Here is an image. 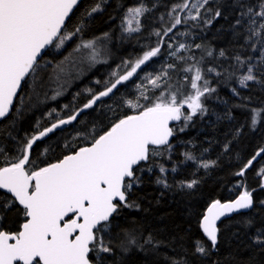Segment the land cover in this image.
Returning <instances> with one entry per match:
<instances>
[{
	"label": "trees",
	"instance_id": "16d2710c",
	"mask_svg": "<svg viewBox=\"0 0 264 264\" xmlns=\"http://www.w3.org/2000/svg\"><path fill=\"white\" fill-rule=\"evenodd\" d=\"M140 2L141 0H106L102 4V10L91 16L86 13L97 0L80 2L65 31L70 33L77 27H80L81 31L73 36L62 50L49 49L45 60H51L55 65L71 53L73 62L83 59L82 67L62 79L63 95L55 100L45 99L44 96L45 92L48 97L54 94L58 87L55 82L45 85L44 89L37 88L40 93L39 100L43 103H39L32 95L31 88L23 86L13 112L0 122V125L9 122L14 125H10L8 131L15 140L0 134V141L7 146L6 151L10 155H16L14 146L17 142H22L44 127L50 126L52 119L46 115L49 110L56 109L61 118H67L90 98V94L83 89L85 85L94 88L93 93L103 90L105 82L115 79L112 76L114 71L123 74L128 70L125 68V62H129L130 67L146 51L157 45L160 37L155 36L153 32L157 29L163 31L168 23L167 13L178 0H143L149 7L155 2L156 7L141 19V31L125 32L126 10ZM245 2L255 3L256 0ZM218 8L221 16L212 19ZM239 11L240 9L234 6V0H209L205 9H201L200 19L188 20L187 23L177 26L168 36H164L165 43L160 55L142 65L127 82L118 85L114 94L103 98L96 106L84 112L77 121L53 132L34 145L32 152L35 163L45 166L88 145L93 135L102 134L119 118L138 112L139 109L133 111L125 103L134 98L132 83L137 76L145 77L150 74L151 78H154L162 73V69L168 72L165 80L158 81L159 87L151 85L146 90L148 99H141L142 105L145 106L157 102V98L161 96L166 101L170 92L176 93L178 103L193 95L195 90L190 85L196 68L201 69L203 76V79L197 82L198 86L207 80L208 86L216 89L201 98L207 108L205 115H195L192 121L187 122L186 127L182 118L175 126L177 131L173 136L172 149L166 150L162 147L159 149L162 152L160 160L153 157L147 164H141L140 167L152 170L137 172L140 184L134 186L128 196L129 202L134 206L121 207L118 214L114 215L110 228L114 254L109 258L110 264H171V259H185L188 264H264V245L253 242L258 232H264V204L261 203L264 201V187H261L262 177L258 175L259 170L264 168V153L246 168L243 177L237 175L245 168L248 160L264 148V118L254 128L250 124V109L264 108V88L254 83H249L248 88L239 87L237 77L246 71V67H234V58L237 55L246 61L251 57L248 61L250 63L260 56L259 45L257 50L253 51L251 45L245 42L243 34H235L237 31H243L233 28ZM161 14L165 16L164 22L159 19ZM209 19H212V22L205 23ZM183 32L188 35H180ZM89 41L94 42L97 62L93 65V49L80 47L78 52L74 51L82 42ZM169 43L174 46L184 43L192 47L188 51H180L178 55L184 59L178 60L169 55V52L174 50L168 49ZM196 44L201 45V48H196ZM208 50L213 52L210 57L206 54ZM221 50L225 52L224 57L219 56ZM104 56L106 58L102 59ZM87 63L90 65L85 67ZM168 64L174 67L167 68ZM187 68H192V71H185ZM209 68H214L222 75L209 73ZM258 68L264 71L260 64ZM230 72H235V76L229 77ZM261 79L264 80V76H261ZM233 88L239 93L238 96L232 92ZM20 96L24 97L23 107L20 104ZM64 105L68 107L65 108ZM16 108L21 110L18 119L15 116ZM181 111L190 112L187 105ZM38 121L39 129L36 127ZM180 127H185V130L179 132ZM225 145H228L227 151ZM184 154H190L194 159L188 161L176 173L170 171L166 176L160 173L157 168L160 163L173 167L182 162ZM211 161L215 162L213 166H201L204 162ZM6 163L7 161L0 159V167ZM165 177L168 187L156 182L158 178ZM192 180L197 181L193 188L183 186ZM238 183L240 188L236 187ZM244 191L252 192L254 207L222 220L218 224V243L216 248L212 249L211 242L201 228V220L207 207L214 201H227ZM0 198L7 199L11 196L8 194L5 197L4 191L0 190ZM0 215L3 216V219H0V230H20L24 217L16 205L7 211L0 207ZM126 232H132L141 243L145 236L151 234L154 240L160 242L159 247L152 250L150 246L145 245L144 250H141L131 246L129 251L123 252L118 245L125 239ZM196 241L206 246V256L194 254Z\"/></svg>",
	"mask_w": 264,
	"mask_h": 264
},
{
	"label": "snow or ice",
	"instance_id": "6c2138e0",
	"mask_svg": "<svg viewBox=\"0 0 264 264\" xmlns=\"http://www.w3.org/2000/svg\"><path fill=\"white\" fill-rule=\"evenodd\" d=\"M104 2L106 0H97L86 15L91 16L101 11ZM78 3L79 0H0V121L13 112L18 92L23 90L22 84L31 88L32 95L39 103L43 101L39 100L40 93L37 88H44L48 82H55L58 87L50 97L45 92V99L55 100L63 95L62 77L70 75L71 68L67 67V64L74 66L72 54L55 65L51 60H45V56L51 48H63L68 40L81 31L80 27L70 33L65 31V22ZM208 4L209 0H178L167 13L168 23L163 31L157 29L153 32L155 36L160 37L155 47L146 51L130 67L129 62H125V68L128 70L123 74L114 71L112 76L115 79L105 82L103 90L93 93L92 89H87L90 98L66 119L61 118L56 109L49 110L46 115L52 119L50 126L44 127L38 134H33L22 142H17L14 146L16 155H10L6 151L7 146L0 141V159L7 161L5 166L0 167V190H4L5 197L11 194V198H0V207L7 211L16 205L24 217L19 231L0 230V264H110L109 258L114 254L110 235L114 215L118 214L121 207L134 206L129 202L128 196L133 187L140 184L137 172L152 170L140 167L142 162L147 164L153 157L162 155L159 150L162 147L170 150L169 140L177 129L169 127V122L183 118L186 127L187 122L192 121L195 115H205L207 108L201 98L216 89L209 87L207 80L198 86L197 82L201 81L203 76L201 69L196 68L190 85L195 90L193 95L178 103L176 93L170 92L166 101L161 96L150 106L141 105L139 100L136 103L126 101L129 107L139 111L134 115L119 118L102 134L93 135L90 146L80 147L55 163L37 165L33 158V146L56 129L77 121L82 112L96 106L97 101H101L103 97L114 94L118 85L127 82L142 65L160 55L165 43L164 36H168L177 26L187 23L188 20L200 19L201 9H205ZM234 6L240 11L233 28L243 30L235 34H243L245 42L251 45L253 51H256L259 45L260 57L257 63L264 67V0H256L255 3L234 0ZM155 7V2L149 7L141 0L137 6L127 8L124 17L127 27L124 31H141V19ZM220 16L221 11L218 8L212 19ZM159 19L164 22V14H161ZM212 19L206 20L205 23L210 24ZM133 21L135 27L132 26ZM180 35L188 33L183 32ZM93 44L91 41L82 42L74 51L78 52L80 47L93 49ZM167 47L174 49L169 52L170 56L183 60L184 57L178 53L188 51L192 46L184 43L174 46L169 43ZM195 47L201 48V45L196 44ZM206 54L210 57L213 52L208 50ZM219 56L224 57L225 52L221 50ZM91 59L96 60L94 49ZM234 59L236 69L246 67V73L237 77L241 88H248L249 83L264 88V80L261 79L264 71L257 68L256 64L248 62L251 57L246 61L237 55ZM173 67L172 64L167 65V68ZM50 68L51 74L46 76ZM185 71L190 72L192 68ZM207 71L215 72L217 76L222 75L214 68ZM228 75L235 76V72ZM167 76V70L162 69V73L154 78L149 74L148 81L154 87H159L158 81L165 80ZM96 83L99 84L100 81ZM232 92L239 95L235 88ZM141 96L148 99L143 92ZM19 100L23 107L24 97L20 96ZM185 105L190 110L189 113L181 111ZM64 107L67 108L68 105ZM250 112V124L254 128L264 118V108H252ZM20 115V108H16V118ZM10 125L14 126L12 122L0 125V134L15 140L8 131ZM36 127L40 128L39 121ZM185 127H180L178 131L183 132ZM227 148L228 145H225V151ZM261 153H264V148L248 160L245 168L237 175L243 177L246 168L250 167ZM185 155L188 160L194 159L190 154ZM214 164V161L204 162L201 166L208 168ZM159 171L165 174L167 170L161 166ZM258 175L264 180V168L259 170ZM156 182L168 187L166 177L158 178ZM196 184L197 181L192 180L183 186L191 189ZM261 187H264V183ZM261 203L264 204V201ZM252 206V192L244 191L233 202L222 204L217 200L208 207L207 214L202 218L201 228L211 242L212 249H215L218 243L217 221L226 214ZM0 219H3L2 215ZM253 242L264 245V232H258ZM159 244L151 234L145 236L141 243L132 232H126L125 239L118 247L127 252L131 246L144 250L145 245H148L154 250ZM194 254L206 256L208 249L202 242L196 241ZM171 264L188 262L185 259H171Z\"/></svg>",
	"mask_w": 264,
	"mask_h": 264
},
{
	"label": "rangeland",
	"instance_id": "374dc122",
	"mask_svg": "<svg viewBox=\"0 0 264 264\" xmlns=\"http://www.w3.org/2000/svg\"><path fill=\"white\" fill-rule=\"evenodd\" d=\"M132 26L133 27H135L136 26V24H135V21H133V23H132ZM73 38V37H72ZM72 39H70V40H68L66 43H65V45L63 46V48L66 46V44H68L70 41H71ZM63 48H61V49H59V50H62ZM58 50V51H59ZM82 53H84V52H82ZM79 56L81 55H83V54H78ZM260 57V56H259ZM259 57L258 58H256L255 60H253V64H256L257 65V68H258V63H257V61H259ZM104 58H106V56H104L102 59H104ZM92 61V65L93 64H96V60L95 61H93V60H91ZM84 61H83V59H82V61L80 60V59H78V60H75L74 61V66H73V64H67L66 66L67 67H69V68H71V72H75L76 70H78V69H81L80 67H82L81 65H82V63H83ZM90 65V63H87V64H85V67H88ZM89 68H91V67H89ZM70 72V73H71ZM246 73V71L243 73V74H245ZM51 74V70H49V72L46 74V76L47 75H50ZM84 74V73H83ZM82 74V75H83ZM148 77L149 76H145V77H141V76H137L136 78H135V82L134 83H132V86L134 87V98L133 99H130L133 103H136L137 102V100H139V103L142 105V101H141V99L143 98L142 96H141V92H143L144 94H145V92H146V90L152 85V84H150L149 83V81H148ZM64 77H62V79H63ZM49 83H51V82H48V83H46L45 85H48ZM140 86L139 88L137 87V86ZM238 86L239 87H241L240 85H239V83H238ZM45 88V87H44ZM43 88V89H44ZM63 89H64V86H63ZM62 89V90H63ZM85 91L87 90V89H92V91H93V89L94 88H92L91 86H87V85H85V87L83 88ZM127 101H129V100H127ZM126 103V102H125ZM126 105H127V103H126ZM128 106V105H127ZM129 107V106H128ZM130 109H132L133 111H137L138 109H133V108H131L130 107ZM174 145H171V148H170V150L172 149V147H173ZM192 156V155H191ZM160 157H161V155H159V156H155V158L157 159V160H160ZM188 161H191V160H188V159H186V155L184 154V159L182 160V162L181 163H178V164H175L173 167H169V166H167V165H164V164H159V166L157 167L158 169L161 167V166H163L167 171H166V173L167 172H170V171H172L173 173H176L177 171H179L181 168H183L187 163H188ZM200 163H202V161H200ZM155 166V165H154ZM173 169H175V171H173ZM166 173L165 174H162L163 176H166ZM236 187L237 188H240L241 187V185H240V183H238L237 185H236Z\"/></svg>",
	"mask_w": 264,
	"mask_h": 264
},
{
	"label": "water",
	"instance_id": "95a60500",
	"mask_svg": "<svg viewBox=\"0 0 264 264\" xmlns=\"http://www.w3.org/2000/svg\"><path fill=\"white\" fill-rule=\"evenodd\" d=\"M82 0H79V3L75 6V8L73 9V12L69 15V17H68V19L66 20V22H65V27H66V25H67V23H68V21H69V19L71 18V16L73 15V13H74V11L76 10V8L78 7V5L80 4V2H81ZM23 84H22V88H23ZM19 94H20V92H18V96H19ZM111 95V94H110ZM103 98H105V97H103ZM102 98V99H103ZM17 101V100H16ZM16 101L14 102V105H15V103H16ZM99 101H97V103H98ZM14 107V106H13ZM88 110V109H87ZM87 110H85L84 112H86ZM84 112H82L81 114H80V116L84 113ZM137 113V112H136ZM135 113V114H136ZM11 114V113H10ZM9 114V115H10ZM134 115V114H133ZM79 116V117H80ZM79 117H77V119L79 118ZM66 119V118H65ZM1 122V121H0ZM75 122V121H74ZM179 123V121H170L169 122V127H172V128H175V126L177 125ZM69 124H67V125H64V126H62L61 128H58V129H56L55 131H58V130H61V129H63L64 127H67ZM54 131V132H55ZM38 134V133H37ZM50 134H52V133H50ZM50 134H48V136L50 135ZM46 138V137H45ZM45 138H43V139H45ZM172 141H173V137H171L170 138V140H169V143H170V145H172ZM38 142V141H37ZM36 142V143H37ZM90 144L91 143H89L88 145H86V146H90ZM35 145V144H34ZM34 147V146H33ZM85 147V146H84ZM153 147H155V146H153ZM79 149V148H78ZM77 150V149H76ZM70 154V153H69ZM55 162H57V161H55ZM55 162H53V163H55ZM142 164H145V163H143L142 162ZM262 182L264 183V180H262ZM4 191V190H3ZM10 196H11V194H9ZM241 194H239V195H237V196H235V197H233L232 199H230V200H227V201H220L222 204L223 203H228V202H233V201H235L236 199H238V197L240 196ZM252 199H253V206L251 207V208H249V209H242V210H239V211H233L231 214H226V215H224V216H222L218 221H217V228H218V224L222 221V220H224V219H226V218H229L230 216H232L233 214H235V213H237V212H241V211H247V210H250V209H252L253 207H254V197L252 196ZM213 203V202H212ZM211 203V204H212ZM211 204L208 206V207H210L211 206ZM208 207H207V209H208ZM207 209H206V211H205V214H207ZM204 214V215H205Z\"/></svg>",
	"mask_w": 264,
	"mask_h": 264
},
{
	"label": "bare ground",
	"instance_id": "6f19581e",
	"mask_svg": "<svg viewBox=\"0 0 264 264\" xmlns=\"http://www.w3.org/2000/svg\"><path fill=\"white\" fill-rule=\"evenodd\" d=\"M240 213V212H239ZM235 215V214H234ZM202 221V220H201Z\"/></svg>",
	"mask_w": 264,
	"mask_h": 264
},
{
	"label": "flooded vegetation",
	"instance_id": "af4514ba",
	"mask_svg": "<svg viewBox=\"0 0 264 264\" xmlns=\"http://www.w3.org/2000/svg\"><path fill=\"white\" fill-rule=\"evenodd\" d=\"M23 89V88H22Z\"/></svg>",
	"mask_w": 264,
	"mask_h": 264
}]
</instances>
